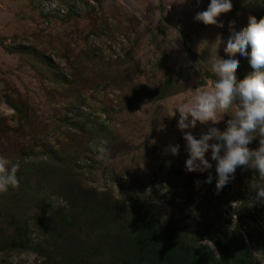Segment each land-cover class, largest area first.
<instances>
[{"label":"rangeland","instance_id":"374dc122","mask_svg":"<svg viewBox=\"0 0 264 264\" xmlns=\"http://www.w3.org/2000/svg\"><path fill=\"white\" fill-rule=\"evenodd\" d=\"M209 4L210 0H0V156L19 163L18 178L33 184L43 172L62 175L57 162H72L73 172L88 187L110 190L126 203L133 197L157 205L160 228L165 222L190 223L202 211L221 213L220 230H234L252 250L253 264H264L245 234L264 231V204L257 206L259 216H248L241 202L246 197L248 205L255 202L251 185L264 184L256 170L238 167L234 179L214 197L207 195L208 184L196 196L193 187L184 189V178L180 181L192 172L185 171L188 154L177 126L179 112L168 114L178 103H190L198 91L214 90L211 46L222 40L217 55L228 59L224 47L232 31L247 26L250 15L259 20L264 11V0H232V10L221 14L217 25L197 22L196 13ZM205 41L209 46L200 50ZM236 58V75L242 80L253 69L248 57L237 53ZM166 80L172 92L147 100L149 90ZM178 87L181 90L173 92ZM237 108L234 103L226 109L215 125L198 122L188 131L196 138L211 126L223 131ZM97 125L106 126L105 134ZM90 130L107 141V163L96 158ZM259 142L257 136L249 148L257 149ZM177 144L179 155L166 152L167 146ZM58 154V160L48 158ZM206 159L212 167L202 174L214 176L217 162L211 150ZM175 183L179 194L169 187ZM19 189L0 193V264H11L13 254L16 264H27L21 253H31L32 264H42L44 258L32 244L20 249L8 238L15 229L9 221L11 196ZM187 192L193 198L184 203ZM47 202L58 205L62 200L51 196ZM5 236L6 246L1 239ZM202 242L210 245L206 239Z\"/></svg>","mask_w":264,"mask_h":264},{"label":"trees","instance_id":"16d2710c","mask_svg":"<svg viewBox=\"0 0 264 264\" xmlns=\"http://www.w3.org/2000/svg\"><path fill=\"white\" fill-rule=\"evenodd\" d=\"M261 18H264V11ZM172 86L166 80L162 86L149 90L147 100L166 96L172 92ZM180 90L178 87L173 92ZM97 126L105 134L106 126ZM92 132L88 133L89 138L99 142ZM60 156L48 155V158L58 160ZM57 163L58 170L63 169L62 175L55 170L49 175L43 172L34 184L28 178L19 179L20 193L11 196L14 206L9 221L15 229L8 238L20 249L24 244H32L35 252L44 258L42 264H253L252 250L245 240L229 227L220 230L221 213L202 211L190 223L171 221L160 228L158 207L154 203L145 204L140 198L133 197L126 203L110 190L98 191L83 184L81 176L73 172L72 162ZM213 172L211 183L205 182L209 174L202 172L180 176V181L184 178V189L193 187L196 196L208 184L211 193L207 195L214 197L217 195V174ZM256 174L259 175L257 171ZM197 180L199 185L195 183ZM169 187L179 194L176 183ZM51 196L60 197L62 203L47 202ZM192 198V193L187 192L181 200L189 203ZM241 202L246 215L259 216L257 206L260 203L248 205L247 197ZM18 204L23 207L19 208ZM33 232L35 235L32 236ZM245 234L264 258V231L258 235L249 231ZM1 239L3 244L8 241L6 236ZM205 239L213 248L202 242Z\"/></svg>","mask_w":264,"mask_h":264},{"label":"clouds","instance_id":"9594fccd","mask_svg":"<svg viewBox=\"0 0 264 264\" xmlns=\"http://www.w3.org/2000/svg\"><path fill=\"white\" fill-rule=\"evenodd\" d=\"M199 3V0H197ZM232 0H210L205 11L197 12L194 19L205 25H217V18L221 14L232 10ZM234 22L230 24V31ZM223 27V25H219ZM171 31V29H170ZM218 39L211 46V71L213 79V91H198L190 103H178L168 116H175L178 110V129L183 133L185 151L188 159L185 162L186 172H205L211 169L212 164L206 159V154L211 150V159L216 161V191H221L230 180L234 179L238 167H246L256 170L264 181V18L259 20L255 16L248 17L247 26L239 32L232 31L227 39L224 52L228 59L217 55ZM208 42H203L199 47ZM251 48L249 53L248 48ZM216 55L213 56V49ZM237 53L248 57L253 71L244 79L238 80L237 69L239 59ZM238 103L237 110L227 120L225 130L221 131L215 126L208 127L196 138L189 129H195L197 123L212 125L219 123L226 109ZM219 116V118H218ZM259 136L260 142L257 149H250L249 144ZM210 141H214L210 143ZM106 140L93 141V147L97 152V159L107 163ZM180 146L169 145L166 152L179 155ZM19 163L0 156V193H6L10 188L19 187L17 172ZM213 177L208 175L206 183H211ZM199 185L200 181H195ZM255 192V203L264 204V184L251 185ZM20 258L32 264L31 253H21ZM15 254L11 257V264H16Z\"/></svg>","mask_w":264,"mask_h":264}]
</instances>
